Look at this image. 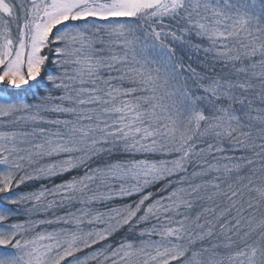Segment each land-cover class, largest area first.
I'll list each match as a JSON object with an SVG mask.
<instances>
[{"label": "snow or ice", "instance_id": "obj_1", "mask_svg": "<svg viewBox=\"0 0 264 264\" xmlns=\"http://www.w3.org/2000/svg\"><path fill=\"white\" fill-rule=\"evenodd\" d=\"M0 264H264V0H0Z\"/></svg>", "mask_w": 264, "mask_h": 264}]
</instances>
